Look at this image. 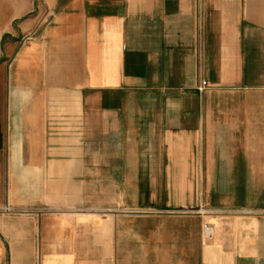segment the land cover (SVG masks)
I'll list each match as a JSON object with an SVG mask.
<instances>
[{
    "label": "crops",
    "instance_id": "obj_1",
    "mask_svg": "<svg viewBox=\"0 0 264 264\" xmlns=\"http://www.w3.org/2000/svg\"><path fill=\"white\" fill-rule=\"evenodd\" d=\"M0 264H264V0H0Z\"/></svg>",
    "mask_w": 264,
    "mask_h": 264
},
{
    "label": "built area",
    "instance_id": "obj_2",
    "mask_svg": "<svg viewBox=\"0 0 264 264\" xmlns=\"http://www.w3.org/2000/svg\"><path fill=\"white\" fill-rule=\"evenodd\" d=\"M205 83V81H203ZM202 232L204 237L210 238L213 235V227L210 223L204 222L202 225Z\"/></svg>",
    "mask_w": 264,
    "mask_h": 264
},
{
    "label": "rangeland",
    "instance_id": "obj_3",
    "mask_svg": "<svg viewBox=\"0 0 264 264\" xmlns=\"http://www.w3.org/2000/svg\"><path fill=\"white\" fill-rule=\"evenodd\" d=\"M4 209H9V207L7 208V207H5Z\"/></svg>",
    "mask_w": 264,
    "mask_h": 264
},
{
    "label": "water",
    "instance_id": "obj_4",
    "mask_svg": "<svg viewBox=\"0 0 264 264\" xmlns=\"http://www.w3.org/2000/svg\"><path fill=\"white\" fill-rule=\"evenodd\" d=\"M2 42V41H1Z\"/></svg>",
    "mask_w": 264,
    "mask_h": 264
}]
</instances>
